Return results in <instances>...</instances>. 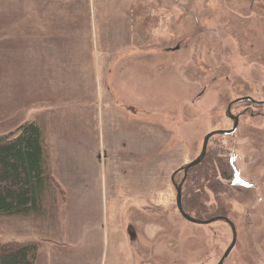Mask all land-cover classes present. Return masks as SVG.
<instances>
[{
	"label": "rangeland",
	"instance_id": "rangeland-1",
	"mask_svg": "<svg viewBox=\"0 0 264 264\" xmlns=\"http://www.w3.org/2000/svg\"><path fill=\"white\" fill-rule=\"evenodd\" d=\"M35 19L52 21L55 35L39 55L25 43ZM0 26V103L34 86L32 102L26 92L24 104L16 100L15 117L0 106V133L36 120L62 189L83 182L95 191L97 264H144L148 248L150 264H217L229 224L184 219L171 176L199 155L209 131L232 127L230 101L264 102V0H0ZM239 112L236 132L213 135L207 147L233 156L240 182L221 213L237 229L224 264H264V104L240 101ZM73 211L63 203L53 222L1 215L0 241H63Z\"/></svg>",
	"mask_w": 264,
	"mask_h": 264
},
{
	"label": "trees",
	"instance_id": "trees-1",
	"mask_svg": "<svg viewBox=\"0 0 264 264\" xmlns=\"http://www.w3.org/2000/svg\"><path fill=\"white\" fill-rule=\"evenodd\" d=\"M48 156L36 120H26L0 133V216H56L59 206L65 204L66 192L51 174ZM223 157L207 152L204 160L188 171L183 183V209L199 219L225 214L232 205L229 186L239 188L233 156ZM220 197H225L224 202ZM209 211L215 214H207ZM41 246L42 241L34 239L0 241V264H37Z\"/></svg>",
	"mask_w": 264,
	"mask_h": 264
},
{
	"label": "crops",
	"instance_id": "crops-1",
	"mask_svg": "<svg viewBox=\"0 0 264 264\" xmlns=\"http://www.w3.org/2000/svg\"><path fill=\"white\" fill-rule=\"evenodd\" d=\"M32 23H33L32 36L30 38V41H26L25 43L28 44L31 43L32 41V54L36 53L37 51V55H39L38 54L39 50H37L39 47L38 46L39 43L42 44L47 43L48 45L53 43L52 41L54 40L55 35L52 34V32L50 33L48 31L50 29V26L52 27L53 23L48 19H42V20L35 19L32 21ZM0 28H5V27L0 26ZM11 39H17V37H11ZM9 47L11 48V50H13L11 46H8V48ZM45 52L44 53L42 52L41 54L43 58L47 57ZM30 53H31V46H30ZM47 54L50 55L49 46H47ZM32 65H33L32 58L30 57V66L28 69H30ZM23 67H24V59H23ZM23 92H26L27 96L30 95L29 98L30 100H26L27 103L32 102L33 99L31 97V94L32 92H34V86H32V90L29 89L24 91L21 90L20 95L22 97L8 96V91H7L6 96H4V100L0 103V106L2 107L3 110L13 111V115H11L10 118L18 115L19 111L22 109L21 105L16 103V100L18 98H21L22 103L24 104ZM8 106L9 107L14 106V107L9 108ZM134 114H135L134 112L130 113V115H134ZM147 134L149 138L148 148L150 149L151 143H150L149 129L147 131ZM140 152L141 154L145 153V144H142V148ZM68 192H67L65 204H69L70 202H72L74 205V211L69 214V218L67 221V230L64 229V240L55 241L54 238L50 236H44L47 238V241L45 243H42V246L38 251L37 264H40L39 256L40 254L43 253L42 252L43 250H45V252L46 250H49L50 252L51 258L49 264H97L96 258L94 256V249L100 246V237H98L97 230L93 228L95 227V222L99 219V215L97 213H93L88 210V205L94 203L95 191L92 189L91 186L88 185V183L75 182L74 185L72 186V190L70 191L68 190ZM95 205H97L96 202ZM45 220L53 222L51 219H45ZM148 245L149 243L146 244V246Z\"/></svg>",
	"mask_w": 264,
	"mask_h": 264
},
{
	"label": "water",
	"instance_id": "water-1",
	"mask_svg": "<svg viewBox=\"0 0 264 264\" xmlns=\"http://www.w3.org/2000/svg\"><path fill=\"white\" fill-rule=\"evenodd\" d=\"M245 100L257 102L255 99H253L250 96H244V97L238 98L236 100H233L229 104L228 109H227V116L233 120V126L230 129L213 130V131H210L209 133H207L206 136L204 137L200 154L191 162L185 164L184 166L179 167L176 171L173 172V174L171 176L172 184L175 186V189H176V205H177V208H178L179 212L181 213V215L183 216L184 219H186L188 222L200 224V225H206V224L212 223L214 221H219V220L225 221L227 224H229V226L232 230V235H233L232 241H231L230 245L227 247L226 251L224 252V254L222 255V257L220 258V260L217 264H223L225 259L229 256L230 252L232 251V249L236 245V242H237L236 225L227 216L217 215V216L210 217L208 219H199V218L189 214L188 212H186L183 209V205H182V183L178 184L175 180V176L181 170H184V172L186 173L190 168L198 165L203 160V158L205 157V154H206L208 142L213 135H215V134H232L236 131L238 124H239V116L234 115L231 112V107H232V104L234 102H240V101H245Z\"/></svg>",
	"mask_w": 264,
	"mask_h": 264
},
{
	"label": "flooded vegetation",
	"instance_id": "flooded-vegetation-1",
	"mask_svg": "<svg viewBox=\"0 0 264 264\" xmlns=\"http://www.w3.org/2000/svg\"><path fill=\"white\" fill-rule=\"evenodd\" d=\"M199 29V28H198ZM200 30V29H199ZM245 101H250V100H245ZM257 101V100H256ZM232 101H230L229 103H228V106H229V104L231 103ZM252 102V101H251ZM235 103H237V102H234L233 104H232V107H233V105L235 104ZM252 103H255V104H257V103H259V104H264V102H261V101H257V102H252ZM228 106H227V109H228ZM232 107H231V112H232ZM131 108H133V107H131ZM227 109H226V115H227ZM242 113L243 112H239V113H236V114H234V115H237V116H239V122H240V116L242 115ZM231 119V118H230ZM215 120V117H212V122ZM233 121V120H232ZM239 125V124H238ZM232 126H233V123H232ZM231 128V127H230ZM230 128H218V129H213V130H226V129H230ZM238 128V127H237ZM213 130H211V131H213ZM237 130V129H236ZM210 132V131H209ZM208 132V133H209ZM236 132V131H235ZM234 132V133H235ZM233 134V133H232ZM149 135H150V131H149ZM230 135V134H229ZM206 136V135H205ZM213 137V136H212ZM211 137V138H212ZM211 138H210V140H209V142L211 141ZM209 151V150H208ZM182 178H183V176H184V173L182 172ZM215 216H217V215H215ZM213 217V216H212ZM228 217V216H227ZM208 219V218H207ZM232 220V219H231ZM147 247H149V245L147 246ZM227 249V248H226ZM148 251H149V248H148V250H147V254H145L144 255V258H145V263L144 264H150V257H149V255H148ZM226 251V250H225ZM224 254V253H223ZM222 257V256H221ZM226 260V259H225ZM219 262V261H218ZM217 262V263H218ZM225 262V261H224ZM224 264V263H223Z\"/></svg>",
	"mask_w": 264,
	"mask_h": 264
},
{
	"label": "bare ground",
	"instance_id": "bare-ground-1",
	"mask_svg": "<svg viewBox=\"0 0 264 264\" xmlns=\"http://www.w3.org/2000/svg\"><path fill=\"white\" fill-rule=\"evenodd\" d=\"M208 143H209V142H208ZM207 147H208V146H207ZM201 149H202V148H201ZM200 152H201V151H200ZM206 152H207V150H206ZM199 154H200V153H199ZM205 155H206V154H205ZM203 159H204V158H203ZM193 160H194V159H193ZM202 161H203V160H202ZM202 161H201V162H202ZM201 162H200V163H201ZM200 163H199V164H200ZM199 164H198V165H199ZM183 166H184V165H183ZM196 166H197V165H196ZM194 167H195V166H194ZM190 169H191V168H190ZM190 169H189V170H190ZM181 171H183L184 176H183L182 181H180L178 184L182 183V185H183V182H184V180H185V178H186V175H187V172H188V171H187L186 173L184 172V170H181ZM181 171H179V172H181ZM179 172H178V173H179ZM178 173H177V174H178ZM177 174H176V175H177ZM174 187H175V186H174ZM224 222H225V221H224Z\"/></svg>",
	"mask_w": 264,
	"mask_h": 264
}]
</instances>
